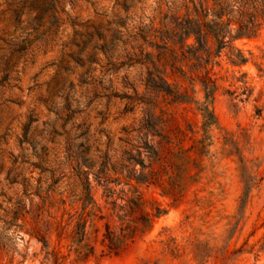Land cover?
Listing matches in <instances>:
<instances>
[{
  "label": "rangeland",
  "instance_id": "1",
  "mask_svg": "<svg viewBox=\"0 0 264 264\" xmlns=\"http://www.w3.org/2000/svg\"><path fill=\"white\" fill-rule=\"evenodd\" d=\"M216 1L199 44L190 0H0V264H264V0Z\"/></svg>",
  "mask_w": 264,
  "mask_h": 264
},
{
  "label": "trees",
  "instance_id": "2",
  "mask_svg": "<svg viewBox=\"0 0 264 264\" xmlns=\"http://www.w3.org/2000/svg\"><path fill=\"white\" fill-rule=\"evenodd\" d=\"M238 13V17L234 21L236 26V36L241 37L249 35L250 32H253L257 27L256 22L258 20V15L256 11L249 12V10L244 9V7H241ZM226 14L228 15L229 13L216 0H190V8L187 10L186 16L187 23L181 29L180 38H182L183 41L184 39L194 36L197 43H203L206 40V34H210L209 32H211L210 30L212 28L220 27L223 24V18ZM209 17H211V19H209ZM156 78L165 88V90L160 91L170 90L171 86L168 83L165 74L160 73L156 76ZM201 84L205 90V97L209 100L214 90L213 81H211V78L207 76L202 79ZM205 118L207 121H205L204 125L209 124L210 120H215L213 114L207 108L205 109ZM146 157L149 161V165L145 166L144 160H140V165L142 171L148 168L149 172L145 175H143V173L140 174L139 176L142 177V179H140L139 176L129 179H134L137 184L147 182L149 184L161 185V174L159 170L154 169L156 165L159 166L164 161L161 148L151 146L146 153ZM113 193L114 192H111V194ZM125 201V204L120 206V209L125 211V208L127 207L128 210H126V213L128 215L125 214L123 217L127 216L130 218V216L133 214H139L138 210L143 205L141 197L138 196L136 200L130 199ZM125 220H128L127 224L124 226V228H120V232L118 233L116 231L110 230V228L107 226L105 240L108 242V249L114 253L119 252L120 249L124 247L125 243L133 237V234L136 230V227H131V223L133 222L131 219ZM144 220L147 222L146 217H143V219L142 217H138L134 223H139L144 226V224H146Z\"/></svg>",
  "mask_w": 264,
  "mask_h": 264
}]
</instances>
